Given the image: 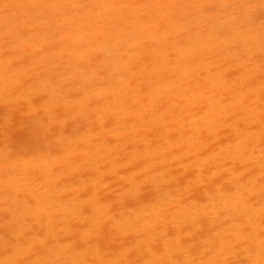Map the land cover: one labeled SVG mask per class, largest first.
Here are the masks:
<instances>
[{
    "label": "bare ground",
    "instance_id": "1",
    "mask_svg": "<svg viewBox=\"0 0 264 264\" xmlns=\"http://www.w3.org/2000/svg\"><path fill=\"white\" fill-rule=\"evenodd\" d=\"M217 1L0 0V39L14 34L22 53L16 60L20 53L10 50L4 58L0 41V145L6 147L0 172L20 160L23 166L14 180L10 172L0 178L8 194L0 196V264H264V11L258 10L264 0L249 4L247 15L238 0H221L210 14L208 5ZM97 2L109 20L99 21ZM194 5L200 20L193 19ZM154 39L159 46L150 53ZM29 44L38 51L25 55ZM50 47L57 51L49 55ZM232 47L238 78L230 75V88L216 99L212 86L210 95L196 87L185 97L202 63L219 58L222 69ZM171 49L180 54L174 66ZM187 51L193 54L183 58ZM245 51L258 59L243 71ZM63 53L75 57L69 70L61 73L52 62L46 72L35 70V58L42 63ZM159 73L167 84L162 98L178 101L168 106V100L160 115L154 93L162 82L153 81ZM47 74L55 78L46 81ZM216 78L224 84L226 75ZM63 79L73 83L67 104L53 89ZM233 85L252 94H236ZM194 94L209 103L206 111L193 110ZM227 109L240 115L228 126ZM5 118L16 128L7 130ZM220 134L224 144L213 147L209 135ZM248 142L256 148L250 153ZM133 145L136 154H126ZM111 176L124 190L99 197V185ZM21 184L29 185L25 196ZM43 198L56 216L44 218ZM25 213L30 220H19Z\"/></svg>",
    "mask_w": 264,
    "mask_h": 264
},
{
    "label": "rangeland",
    "instance_id": "2",
    "mask_svg": "<svg viewBox=\"0 0 264 264\" xmlns=\"http://www.w3.org/2000/svg\"><path fill=\"white\" fill-rule=\"evenodd\" d=\"M262 0H238V1H236L237 3V5L238 6H240V7H242V12L243 13H245V15H247V7L249 6V4H254V3H258V2H261ZM221 4V0L220 1H217L216 3H215V5L214 6H211V5H208V10H209V13L211 14V13H213L214 11H215V8L216 9H220L221 7L218 5V4ZM244 3V4H243ZM243 4V5H242ZM235 6V5H234ZM97 7H98V9H99V12H98V14H97V16H99V21H105V20H109V18H108V15H109V13H108V10L106 9V8H101L102 6L97 2ZM130 8L132 9V6H130ZM194 9H193V11H195L194 13H193V19H201V15H202V13H200L199 12V8H198V6L197 5H194V7H193ZM228 10V9H227ZM258 10H261L262 12L264 11V8H262V9H258ZM226 11V9H223V15H225V13L227 12H225ZM104 12V13H103ZM106 12V13H105ZM232 16H233V14H231ZM61 15H57V16H55L54 18H60V19H62L61 17H60ZM213 18V17H212ZM123 20V19H122ZM210 20V19H209ZM208 20V21H209ZM2 24L4 25V22L2 21ZM123 24H124V22H123ZM122 24V25H123ZM121 25V26H122ZM4 27H6V25H4ZM3 36L1 37V39H0V41L2 42V45L5 47V49L2 51V54H3V56H4V58H9L8 57V53L10 52V50H14L15 52H17L18 54L20 53V56L16 59V60H18V59H20L21 57H22V53H21V46H19L18 44H17V42H16V39L14 38V34H13V38H11V35H10V33H3L2 34ZM134 35H136V33L134 34ZM136 37H137V35H136ZM135 37V38H136ZM134 38V39H135ZM144 40V45H145V47H146V44H147V39H145V37L143 38ZM147 41V42H146ZM27 43V42H26ZM152 43H153V45H152V47L151 48H149L150 49V53H151V51L154 49V47H157V46H159V43H158V41L156 40V39H154V41H152ZM63 45V44H62ZM61 45V46H62ZM65 45V44H64ZM32 46V44H29L28 45V48L26 47L25 49H24V53H25V55H32V54H34V53H36L37 51H38V49L37 48H34L33 46ZM61 46H60V48H61ZM7 50V51H6ZM57 51V49H54L53 47H50V50H49V55H51V54H54L55 52ZM171 51V59L173 60V63L171 64V66H174L175 64H176V61H177V59L179 58V56H180V54L177 52V50H175V49H171L170 50ZM230 51H231V53H230ZM230 51H229V53L223 58L224 59V63H226L227 65H225V66H223V68L222 69H219V70H217V65H219V58H215V59H212V60H210V62H212V65H210V66H207L206 65V63H202L203 64V66H204V68H203V70L202 71H200V74L198 75V79H197V81H196V83H193V84H190L189 86H187L185 89H184V96L185 97H187L186 96V93H185V90H194L196 87H201L202 88V96H207V95H210V93H209V87H213V88H217V90H215L214 92H213V94H212V96H211V98H213V99H216V98H218V97H220L221 96V94L222 93H225L226 92V90H228L229 88H230V86L229 85H231L232 83H230V84H228L227 82L228 81H231V77H230V75H232L233 76V78L232 79H235V80H237V78L238 77H236V71H237V67L235 66V65H233V64H231V61H232V59H234V57H235V52H236V49H235V47H232V49H230ZM175 52V53H174ZM192 55L193 54V52L192 51H187L186 53H184L183 54V58H187V56L188 55ZM252 54V55H251ZM250 55V56H249ZM173 57V58H172ZM258 59V57L253 53V52H251V51H245V52H243V68H241V69H243V71H245V70H247L248 68H251V67H249L248 65H251V64H253L254 65V61L255 60H257ZM45 60V61H44ZM39 59V61H42V63L41 62H37V59L35 58V70H36V68H39L40 67V69H42V72H46L47 71V66H48V64L50 63V62H52V64H56L57 65V68L60 70V72L61 71H64V70H69V64H68V61H70L71 62V65H74V64H76V62H75V57L74 56H72V57H68V55L67 54H65V53H63V55H62V57H60L59 55H56L55 56V58L54 59H49V60H46V59ZM257 63V62H256ZM255 63V64H256ZM260 63H259V61H258V64H257V67H254V68H256V69H253L252 71H256L257 69H258V65H259ZM76 71H77V68H76ZM221 72H224L225 73V75H226V79H224V84L221 82V81H219L216 77L218 76V74L219 73H221ZM62 73V72H61ZM160 73H163V72H160ZM155 74V75H153V81L154 82H162L161 83V85H160V89H158V91H156V93H154V95H156V96H159V98L158 99H160L159 101H158V105H159V107H158V109H159V111H158V115H160L167 107H166V104L168 103V100L170 101L169 103H168V106H172V105H174L176 102H178L177 100H176V98H172V99H169L168 97H165V96H163V98H162V95H163V90L165 89V87L167 86V84L166 85H164V82L165 81H163L165 78H164V76H163V74ZM48 75V77L45 79L46 81H52V79L53 78H55V77H53L52 78V76L50 75V74H47ZM229 75V76H228ZM31 76H34V74L32 73V72H29L28 73V77H31ZM227 77H228V79H227ZM201 80V81H200ZM171 82V81H170ZM169 82V83H170ZM220 82V83H219ZM167 83V82H166ZM168 83V84H169ZM197 83H199V86H197V85H195V84H197ZM55 86H53V89H57L58 91L56 92V93H59V94H62V95H65L66 97H67V99H66V104L67 103H69V102H71L69 99L71 98V95H70V93H69V91H70V88H72L73 87V83L69 80V79H63V80H61V81H58V82H55ZM233 89H234V93H236V94H238V92L239 91H242V93L240 94V95H244L245 93L249 96V95H251L252 94V92H250V90H249V88L248 87H240V88H238L236 85H233V86H231ZM109 88L110 87H106L105 88V90L106 91H110L109 90ZM55 93V94H56ZM215 93V94H214ZM234 93H233V95H234ZM256 92L254 91V93L253 94H255ZM38 94H40V93H36V94H33V100H35V103H36V101H38L39 102V97H38ZM44 94L47 96L48 94H49V91H47V92H44ZM108 94V93H107ZM112 95H113V93H112ZM150 95H152V94H150ZM149 95V96H150ZM232 95V96H233ZM247 95L245 96V97H247ZM256 95V94H255ZM136 97V96H135ZM198 97L199 96H197L196 94H194L192 97H188L189 99L190 98H193L194 99V101H189V103H190V105H192V108H193V110L196 112V113H198V112H200V111H206V109H208V105H209V103H201L200 102V100L198 99ZM147 98H148V96H144V100H146V101H148L147 100ZM227 98H229V96H227V94H226V96L224 97V99H227ZM250 97H248L246 100H248ZM4 101V103L5 104H8V102L9 101H12V99L11 98H6V99H4L3 100ZM22 101H27V100H25V99H21V100H19V102H22ZM187 101V99H185V102ZM15 102H16V100H15ZM28 102V101H27ZM94 102H96V101H94ZM54 104H55V106H57V107H59V106H65V104H62V103H59V102H53ZM197 103V104H196ZM144 106V104L142 105V104H139V105H137V106H133L132 108H131V110L132 109H134L133 110V112L134 113H136L137 111H138V109L139 108H141V107H143ZM187 106V105H186ZM148 107V106H147ZM188 107V106H187ZM187 107L185 108L184 107V109L186 110L187 109ZM233 107H235V105H233ZM201 108V109H200ZM197 109V110H196ZM184 110V111H185ZM130 110H127L126 112H129ZM10 112L11 113H13V111L12 110H10ZM226 112H227V114H225L226 116H227V118L228 119H226V122H225V124L224 125H226V126H228V122H229V120L232 118V117H235V118H238V117H240V115L238 114V111L237 110H232V112L230 111V110H226ZM186 114V113H185ZM157 115V116H158ZM134 116H136V115H134ZM134 116L132 117V118H134ZM160 118V120H162L163 118L162 117H159ZM132 120H136L137 121V123H139L140 122V120H139V117L137 118V119H132ZM150 120V118H146L145 119V122H148ZM141 122H143V121H141ZM132 124H134V123H132ZM243 124V123H242ZM3 125L5 126V128L7 129V130H12V129H15L16 128V125L11 121V120H9V118H5L4 120H3ZM12 125L13 126H15V128H12ZM160 125H163L161 122H160ZM77 134L78 135H76L75 134V136L77 137V141H78V144H77V146H76V151L79 153V154H81V149H83V148H81V143H79V142H81L80 141V139H81V125L78 127V132H77ZM132 136H134V135H131L130 136V134L128 133V135L126 134V138L127 139H129L130 141H132V142H134L133 140H131L130 138H132ZM203 136H204V134H200L199 135V141H201V142H203L204 141V139H203ZM224 137V135H222V134H220L219 135V137L218 138H214L213 136H210L209 135V137H208V141H209V143L213 146V147H215V146H217V145H222V144H224V143H222L221 142V140H222V138ZM2 138V136H0V139ZM45 139H48V138H43L42 140H40L39 142H41V144L43 145V143H45L46 141H44ZM133 139V138H132ZM43 142V143H42ZM169 144V143H168ZM117 146V145H116ZM116 146H115V148H116ZM239 147V149L240 150H243L244 151V149H245V147H243L242 145H240V146H238ZM113 149V151L115 152V151H117V152H119V150L118 149ZM129 148V150L127 151V153L126 154H131V153H135L136 152V150H134V145L133 146H130V147H128ZM0 149H6V147L2 144V145H0ZM256 148H254V144H252V143H250V142H248V150H249V153L252 151V150H255ZM142 152H144L143 150H142ZM167 153H170L169 151L167 152ZM136 154V153H135ZM172 156H173V154L171 155V158H172ZM186 156L187 157H191L192 156V154L190 153V152H188L187 154H186ZM31 158V157H30ZM115 159V158H114ZM2 163V162H1ZM2 164H5V163H2ZM22 165V163H21V160L20 161H17L16 163H14V164H12V165H10V166H5V168L6 169H4L3 170V172L1 173L0 172V178L1 177H5L6 176V174H5V172H10L11 174H12V177H10V178H12L13 180L17 177V175L19 176V175H21L22 174V172H23V166H21ZM12 166V167H11ZM4 173V174H3ZM230 174V173H229ZM126 176V174H122L121 175V177H120V179L121 180H123L124 179V177ZM129 177H130V179H131V176L129 175ZM133 180V179H132ZM116 181H117V179H115L114 178V176H111L110 178H109V180L104 184V185H99V187H98V190L100 191V195H99V197H101V198H104V199H110L111 197H113L114 195H116L117 193H119L120 192V190L122 189L120 186H117L116 185ZM135 181V180H134ZM9 186H11V185H9ZM104 186V187H103ZM106 187H107V189H106ZM21 188H23L20 192V194L19 195H23V192L24 191H26L28 188H29V185L28 184H21V186H20V189ZM4 189H2V188H0V196L2 195V194H4L5 196H8V194L5 192V191H3ZM122 190H124V189H122ZM3 191V192H2ZM153 191V189L152 188H148L147 190H143L142 192H141V194H147V193H150V192H152ZM184 193H185V191H184ZM108 194H110V196H106V195H108ZM125 195H126V192H125ZM177 195V192H175V197H177L176 196ZM23 196H25V195H23ZM29 197V196H28ZM7 200H9V199H7ZM10 201V200H9ZM41 206H42V208H44L45 210H46V212H45V219H47L48 217H50V215H53V216H56V214L58 213L57 212V208L56 207H52V211L50 212V211H48V209L49 208H51V205H52V202L48 199V198H43L41 201ZM47 202H49V203H47ZM50 205V206H49ZM130 205H132L133 206V204H130ZM132 208V207H131ZM22 209V208H21ZM5 211H6V213L7 214H9V209L6 207L5 208ZM115 212H116V210H115ZM52 213V214H51ZM30 217H31V215L30 214H28V213H25V214H23V217L21 218V216L19 217V220H30ZM174 230H176L177 228H173ZM80 242H79V244H80V248H81V239L79 240ZM87 245H89V244H87ZM110 252H112V251H110ZM111 255V254H110ZM111 256H113V255H111ZM119 257H120V259H122V257L120 256V255H118ZM114 257V256H113ZM77 262V261H76Z\"/></svg>",
    "mask_w": 264,
    "mask_h": 264
}]
</instances>
